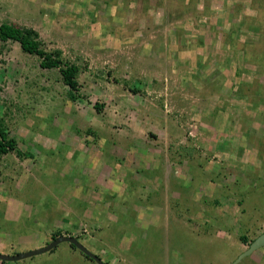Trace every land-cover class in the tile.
<instances>
[{"label": "rangeland", "instance_id": "374dc122", "mask_svg": "<svg viewBox=\"0 0 264 264\" xmlns=\"http://www.w3.org/2000/svg\"><path fill=\"white\" fill-rule=\"evenodd\" d=\"M0 22L80 68L72 102L57 70L0 49V113L33 156L0 157V252L60 228L108 264H231L264 231V0H0Z\"/></svg>", "mask_w": 264, "mask_h": 264}, {"label": "trees", "instance_id": "16d2710c", "mask_svg": "<svg viewBox=\"0 0 264 264\" xmlns=\"http://www.w3.org/2000/svg\"><path fill=\"white\" fill-rule=\"evenodd\" d=\"M7 42H16L19 44L20 50L23 53L37 57L40 68L46 70H52V69L57 70L62 84L67 88L66 94L69 100L74 102L79 98L76 93L78 92L79 89L78 75L80 73V68L77 64L65 59L62 55L61 50L46 49L42 41L40 40L38 33L32 28L15 26L9 22H0L1 50L4 49L5 43ZM99 107L100 106L97 104L94 105L95 109H99ZM8 153H14L19 158L33 157L31 153L21 152L17 148L16 142L10 136L9 130L5 124L3 116L0 113V157ZM171 181L175 182L177 185V187L172 186L173 190H179V192L182 190L184 191L187 190L186 188L183 187V185L181 186V181H179V179L177 180V178H174V181L173 180ZM170 193H171L170 191L165 193L167 199H169ZM206 206L209 207L208 204H206ZM0 217H2V214H0ZM62 234H63L62 229L60 228L54 229L49 239L44 240L43 245L47 244L48 242H50L51 240ZM77 239L79 240V238ZM239 240L241 241V243L248 244V239L246 238V236H240ZM68 247L72 250H75V248L70 244H68ZM15 250L17 249L14 250L11 249L10 251L13 252ZM19 252L21 251L18 250V252H13L11 253V255ZM81 255L84 258H86L87 261L93 262L91 259L87 258L83 254ZM0 263L2 264L5 262L0 261ZM104 263L108 264L106 261H104Z\"/></svg>", "mask_w": 264, "mask_h": 264}, {"label": "water", "instance_id": "95a60500", "mask_svg": "<svg viewBox=\"0 0 264 264\" xmlns=\"http://www.w3.org/2000/svg\"><path fill=\"white\" fill-rule=\"evenodd\" d=\"M61 243H67L72 245L75 249H77L80 253H82L87 258L91 259L95 264H105L104 261L100 257H98L96 254L91 252L89 249H87L76 237L69 236V235H60L47 244L34 248L28 251H24L21 253L16 254H5L0 252V261L2 262H15V261H21L33 256H38L47 252H50L52 249H54L57 245ZM264 247V231L260 233L256 238H254L246 247L245 250H243L231 264H236L244 257H247L251 255L254 251Z\"/></svg>", "mask_w": 264, "mask_h": 264}, {"label": "flooded vegetation", "instance_id": "af4514ba", "mask_svg": "<svg viewBox=\"0 0 264 264\" xmlns=\"http://www.w3.org/2000/svg\"><path fill=\"white\" fill-rule=\"evenodd\" d=\"M256 238V237H255ZM247 246H248V244H247ZM77 250V249H76Z\"/></svg>", "mask_w": 264, "mask_h": 264}, {"label": "crops", "instance_id": "0c3cea01", "mask_svg": "<svg viewBox=\"0 0 264 264\" xmlns=\"http://www.w3.org/2000/svg\"><path fill=\"white\" fill-rule=\"evenodd\" d=\"M38 248V247H37Z\"/></svg>", "mask_w": 264, "mask_h": 264}]
</instances>
